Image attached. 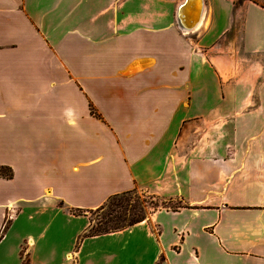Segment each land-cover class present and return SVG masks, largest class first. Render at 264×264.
<instances>
[{"label": "crops", "instance_id": "obj_1", "mask_svg": "<svg viewBox=\"0 0 264 264\" xmlns=\"http://www.w3.org/2000/svg\"><path fill=\"white\" fill-rule=\"evenodd\" d=\"M181 1L0 0V260L21 206L137 189L179 205L105 233L134 264H264V0Z\"/></svg>", "mask_w": 264, "mask_h": 264}, {"label": "rangeland", "instance_id": "obj_2", "mask_svg": "<svg viewBox=\"0 0 264 264\" xmlns=\"http://www.w3.org/2000/svg\"><path fill=\"white\" fill-rule=\"evenodd\" d=\"M136 193L143 200L142 206L147 216L159 208H176L179 205L178 201L163 200L137 189ZM49 203L44 201L38 205L40 212L30 203L21 206L15 220L7 223L8 227L11 225L21 233L25 242L29 238L35 241L36 247L34 245V249L30 247L26 250L31 252L23 258V264H31V260L32 264H134L124 256L125 253L120 254V237L111 234L84 236L86 219L80 216L83 214L72 213V207L65 202ZM86 215L90 217L94 214L87 211ZM8 218L12 217H7V221ZM7 258L8 263L0 260V264H10L12 258L9 254Z\"/></svg>", "mask_w": 264, "mask_h": 264}, {"label": "trees", "instance_id": "obj_3", "mask_svg": "<svg viewBox=\"0 0 264 264\" xmlns=\"http://www.w3.org/2000/svg\"><path fill=\"white\" fill-rule=\"evenodd\" d=\"M0 174L9 176L10 171L0 167ZM142 201L137 195L136 189H130L110 195L94 209L71 208V212L86 214L88 211L94 214L88 217L89 223L83 232L84 236L90 237L118 231L144 220L147 214L142 206Z\"/></svg>", "mask_w": 264, "mask_h": 264}, {"label": "water", "instance_id": "obj_4", "mask_svg": "<svg viewBox=\"0 0 264 264\" xmlns=\"http://www.w3.org/2000/svg\"><path fill=\"white\" fill-rule=\"evenodd\" d=\"M188 5H192L194 8L193 18L192 20H189L190 22H192L190 26L186 23V18H187L186 9ZM201 13H202V0H196L195 3L193 2L190 3V0H182L179 3L176 11V23L182 31H188V30L191 31L199 22Z\"/></svg>", "mask_w": 264, "mask_h": 264}, {"label": "bare ground", "instance_id": "obj_5", "mask_svg": "<svg viewBox=\"0 0 264 264\" xmlns=\"http://www.w3.org/2000/svg\"><path fill=\"white\" fill-rule=\"evenodd\" d=\"M195 1H196V0H190L191 3H192V2L195 3ZM186 23L190 26V24H191L192 22L186 20Z\"/></svg>", "mask_w": 264, "mask_h": 264}]
</instances>
